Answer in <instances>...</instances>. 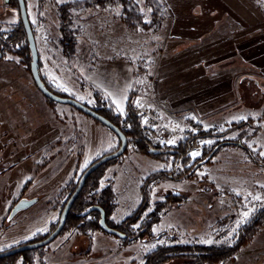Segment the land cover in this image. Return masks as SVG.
Instances as JSON below:
<instances>
[{
  "label": "rangeland",
  "instance_id": "1",
  "mask_svg": "<svg viewBox=\"0 0 264 264\" xmlns=\"http://www.w3.org/2000/svg\"><path fill=\"white\" fill-rule=\"evenodd\" d=\"M25 1L45 84L93 109L97 92L123 117L140 101L165 126L189 130L201 152L189 155L184 134L165 143L159 128L134 113L147 130L149 152L128 136L127 151L106 166L101 188L115 193L113 226L147 197L142 219L130 225L137 235L157 204H165L150 234L126 241L101 228L83 234L69 226L33 251L31 261L20 256L13 264H145L160 246L234 245L264 209V0H204L203 6L202 0H125V11L123 0ZM64 3L72 10L61 11ZM20 24L19 8L0 0V35ZM61 30L77 41L75 64L63 53ZM30 64L31 55L29 61L0 47V253L48 237L72 185L120 147L105 125L46 98ZM129 84L123 111L109 91ZM234 140L248 151L226 145L195 164L215 143ZM21 198L38 202L8 220ZM217 264H264V226Z\"/></svg>",
  "mask_w": 264,
  "mask_h": 264
},
{
  "label": "trees",
  "instance_id": "2",
  "mask_svg": "<svg viewBox=\"0 0 264 264\" xmlns=\"http://www.w3.org/2000/svg\"><path fill=\"white\" fill-rule=\"evenodd\" d=\"M122 2H123L122 3L123 8H124L123 11H125L127 10V2L125 0H123ZM10 3L19 8V3L17 0H10ZM72 7H73L72 4L64 3L60 6V10L66 12L68 10L69 11L72 10L71 9ZM124 21L128 23L127 27H129L132 30L135 29L134 24L132 23V21L129 19L128 16L124 18ZM154 23H157V22H154ZM61 34H62V37L60 39V42L63 47V53L65 54L68 61L71 62V64H75L76 62L75 50L77 47V41L69 33H67L64 30H61ZM4 36L5 34L0 35V47H2L5 51L7 50L12 53H16L23 57H26L30 61L31 52L29 49L28 41H27L26 31H25V28L23 27L22 22L20 25L15 27L11 33L7 34V36L5 37ZM45 85L53 93L66 97V95L53 89L48 84H45ZM96 99H98L99 108L97 107V109H93V108L91 109L97 111L98 113L106 117L108 120H110L113 124L119 127L126 134L127 137L128 136L132 137V141L138 147V149L149 152L150 141L148 140V137L146 135L147 130L145 127L142 126L139 119L135 116L131 104H129L127 113L123 117L119 114H116L112 109H110L108 107L109 105L107 104V102H103L100 97V94L97 92H96ZM243 125L244 123L237 125V127H241ZM210 135L205 134V137H211ZM200 137H204V136H202L200 133ZM226 145H235V146L237 145L248 151V148L244 146V143L240 141L238 142L237 140L230 141V142H223V143L217 142L213 145L211 149L205 150L203 153V157L197 159L195 161V164H197L198 162H201L203 159L210 156V154L214 150L216 151L214 152L213 155H216L219 149ZM216 146L218 147V149ZM160 154L161 153H155L153 155L159 156ZM117 159H114L112 161H109L103 164L98 170H96L92 175L89 176L83 190L77 197L69 213L67 223L65 227L63 228V230L67 229L69 226H72V227L75 226V227L80 228L81 233L88 234L90 231H95L99 229L100 228V225H99L100 213L98 211H93L87 216L83 215V212L86 211L89 207L99 206L105 211L106 222L110 227L117 229L118 231H120L121 233L127 236L132 235V237H135V238L144 237L145 235L150 234L153 223L157 221L159 211L165 206V204L163 203L157 204L156 206L157 208L147 216L148 221H146L144 225L139 227L138 235L137 233L135 234V232H132V228L130 226L131 224L134 225L138 223L142 219L145 210L149 207V201H147V197L143 199L141 205L136 209L134 214L128 217L124 222H122L121 224H118L117 226H113L110 223V217L114 213L115 206H116L115 205V200H116L115 193L111 186L101 188V181L104 176L106 166L109 163L116 161ZM78 182L72 185L71 190L68 192V194H66L65 198L62 200L61 206H60L61 213L68 199L70 198V196L76 189ZM178 200L179 198L177 197L168 198L169 202H174ZM263 226H264V209L257 212V214L252 219L251 223L248 224L244 228L245 234L240 235L237 241L234 243V245L219 246V245L195 244V245H184V246H160L155 252H153L151 255L147 257L145 264H164L167 260L173 257L185 258L186 261L182 264L224 263L225 261L229 260V258H231L235 252L239 250V248L244 244V242L249 238V236L254 234V231L256 229H259ZM127 236L124 239L126 241H128ZM33 251L35 250L24 251V252L15 254L13 256L0 259V264H13L15 263V260L20 256L24 257L25 262H29L32 260Z\"/></svg>",
  "mask_w": 264,
  "mask_h": 264
},
{
  "label": "water",
  "instance_id": "3",
  "mask_svg": "<svg viewBox=\"0 0 264 264\" xmlns=\"http://www.w3.org/2000/svg\"><path fill=\"white\" fill-rule=\"evenodd\" d=\"M17 1L19 3L20 19H21V22L23 24V27L25 28L26 35H27V41H28L30 52H31V64H30L31 65V69H30L31 75L33 77V80H34L35 85L38 88V90L49 100L56 102V103H59V104H69V105L73 106L74 108H76L77 110L81 111L82 113L92 117L93 119H95L99 123L105 125L109 130H111L118 137V139L120 140V147L116 151L111 152L109 154H106V155L102 156L101 158H99L97 161L93 162L83 172V174L81 175V177L79 179V182H78L76 189L74 190V192L72 193V195L70 196V198L68 199L67 203L65 204V206L62 210V213H61L60 218H59V223H58L56 229L48 237H46L43 240H40L38 242L32 243V244L21 245V246L12 248L10 250H6L4 252H1L0 253V259L10 257V256H13L15 254H18V253H21L24 251L36 250V249L44 247V246L48 245L50 242H52L61 233V231L65 227L67 220H68L69 213H70L77 197L79 196V194L83 190L89 176L92 175L96 170H98L103 164L122 156L128 147V137L126 136V134L119 127H117L110 120H108L106 117H104L103 115H101L97 111L91 109L90 107L84 105L83 103H81V102H79L73 98L60 96L58 94L53 93L52 91H50L48 89V87L45 85V83L41 77V74H40L39 52H38L35 36H34L33 30H32L31 24H30V19H29V15H28L26 2H25V0H17ZM215 151L216 150H214L210 154V156L207 158V160L213 156ZM159 152L160 151H158V150L152 151L153 154L159 153ZM37 202H38V198H31V199L21 198L13 206L12 210L10 211V214L8 216V220L13 219L19 213L30 209ZM93 211H98L100 213L99 225L103 231H105L108 234L118 236L119 238H122V239L126 238L125 234L121 233L117 229L110 227L107 224L105 211L101 207L91 206L86 211L83 212V215L87 216Z\"/></svg>",
  "mask_w": 264,
  "mask_h": 264
},
{
  "label": "built area",
  "instance_id": "4",
  "mask_svg": "<svg viewBox=\"0 0 264 264\" xmlns=\"http://www.w3.org/2000/svg\"><path fill=\"white\" fill-rule=\"evenodd\" d=\"M134 113L141 119L145 121H150L152 126L154 128H159L162 132V139L165 143H170L178 137L179 135H186L188 136L189 130L177 128L176 125L171 126L170 128L168 126H165L162 122V117L160 114L152 109L151 107L145 105L144 103L140 101H136L133 105ZM185 143L188 147V153L190 156L194 157L193 153H200L201 152V144L197 138L192 135L188 136Z\"/></svg>",
  "mask_w": 264,
  "mask_h": 264
},
{
  "label": "crops",
  "instance_id": "5",
  "mask_svg": "<svg viewBox=\"0 0 264 264\" xmlns=\"http://www.w3.org/2000/svg\"><path fill=\"white\" fill-rule=\"evenodd\" d=\"M203 2H200V6H203L205 4L204 0H202ZM208 5V4H207ZM213 9L214 6H212ZM201 9V8H200ZM130 85V84H129ZM128 88L125 90L116 88V89H112L109 91L110 96L112 97L113 102L118 106L120 104V110L125 109L126 105H127V101H128V95L130 94L131 90H132V84L129 86ZM120 96V97H119Z\"/></svg>",
  "mask_w": 264,
  "mask_h": 264
},
{
  "label": "snow or ice",
  "instance_id": "6",
  "mask_svg": "<svg viewBox=\"0 0 264 264\" xmlns=\"http://www.w3.org/2000/svg\"><path fill=\"white\" fill-rule=\"evenodd\" d=\"M192 155L196 156V155H198V153H193ZM262 155H264V153H262ZM256 199H259V197H257ZM245 215H247V213H245ZM208 243H211V241H208Z\"/></svg>",
  "mask_w": 264,
  "mask_h": 264
},
{
  "label": "flooded vegetation",
  "instance_id": "7",
  "mask_svg": "<svg viewBox=\"0 0 264 264\" xmlns=\"http://www.w3.org/2000/svg\"><path fill=\"white\" fill-rule=\"evenodd\" d=\"M18 201H19V200H18ZM18 201H17V202H18Z\"/></svg>",
  "mask_w": 264,
  "mask_h": 264
}]
</instances>
